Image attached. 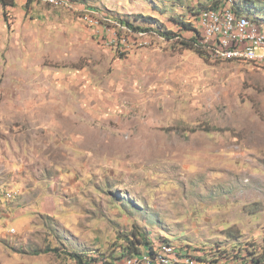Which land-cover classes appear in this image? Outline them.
<instances>
[{
	"label": "rangeland",
	"instance_id": "obj_1",
	"mask_svg": "<svg viewBox=\"0 0 264 264\" xmlns=\"http://www.w3.org/2000/svg\"><path fill=\"white\" fill-rule=\"evenodd\" d=\"M65 1L0 2V188L19 192L0 264L264 251V69L184 47L176 24L214 0Z\"/></svg>",
	"mask_w": 264,
	"mask_h": 264
},
{
	"label": "bare ground",
	"instance_id": "obj_2",
	"mask_svg": "<svg viewBox=\"0 0 264 264\" xmlns=\"http://www.w3.org/2000/svg\"><path fill=\"white\" fill-rule=\"evenodd\" d=\"M233 2V0H219V5L217 8L204 10V12L199 16L198 21V29L200 33L199 40H202L203 38L202 24L207 20L219 15L220 6L222 5L224 7H229L231 17L234 19H238L239 25H251L254 29L257 30V32H260L264 35V26L262 24H259V22L257 21L247 18L245 15L238 14L237 10L235 12L233 9ZM199 40L196 44L197 48L202 52H204L205 50V52L211 58L226 61L233 60L234 58L239 57L237 58V60H243L253 65L259 63V66L264 69V61L257 60V53L242 52L239 54V52H211L210 44L200 43ZM4 191H6V189L4 190L3 188H0V192ZM18 193H11L7 197V202L15 199ZM179 249L175 246V244L171 243L170 241L163 242L159 245L150 246L146 249L141 248L138 254L124 259L125 261L121 263L138 264L142 260L144 263L147 264H199L196 259L203 258L204 260H206V262H204L205 264H264V251H261L258 248L250 247L243 251L241 248H238L237 250L232 249L231 252H229L230 250H218L215 253L203 251L200 252V250H196V253H194L193 251L192 253L191 251L188 252L184 248L183 249L187 252L180 251Z\"/></svg>",
	"mask_w": 264,
	"mask_h": 264
},
{
	"label": "built area",
	"instance_id": "obj_3",
	"mask_svg": "<svg viewBox=\"0 0 264 264\" xmlns=\"http://www.w3.org/2000/svg\"><path fill=\"white\" fill-rule=\"evenodd\" d=\"M56 3L67 4L65 0H56ZM202 27L203 38L199 42L209 43L211 52L257 53V60L264 61V35L257 32L251 25H239L238 19L231 17L229 7L220 6L219 15L204 22ZM11 193L14 192L9 190L0 192V206H3L4 209L7 197ZM2 216V213H0V217ZM14 233L15 230L8 228L7 224L2 223L0 225V234L12 235ZM138 264L147 263L141 260Z\"/></svg>",
	"mask_w": 264,
	"mask_h": 264
},
{
	"label": "trees",
	"instance_id": "obj_4",
	"mask_svg": "<svg viewBox=\"0 0 264 264\" xmlns=\"http://www.w3.org/2000/svg\"><path fill=\"white\" fill-rule=\"evenodd\" d=\"M233 1H234L233 2V9H234V11L236 12V10H237L238 14L245 15L247 18L251 19L250 18V15H251V11L250 10L251 9H255V7H256L255 4H254V1H252V0H233ZM0 2L3 5V7H5V6H13L12 0H0ZM218 5H219V0H214L211 3V6H209L208 8L209 9L217 8ZM205 9L206 8H199V9H197L195 12H193V14L191 15L190 18L193 21H196V19L198 18L199 14L201 13V11H203ZM191 19H189L187 23H184V22L179 21V20L176 21V24L177 25H182L183 30H186V31L188 30V31H190L192 33V36L189 39H187L186 42L185 41L183 42L182 40H180L181 41L180 44H183L184 47H187L188 49H192V50L196 51L197 53H199L201 55H204L203 52H201L200 50H198V48H196L197 47L196 46L197 41L200 38V33H199V29L194 24V22L191 21ZM253 19H255V18H252L251 20H253ZM254 21H258V20H254ZM259 24H261V23L259 22ZM126 27L128 29H130V30H132L134 32H138V33L152 31L151 29H147V28L144 31L141 28H135V27L131 26L130 24H126ZM160 36L163 37V38L165 37V39L169 40V39H171V37H176V34H172L170 32H163L162 34H160ZM178 39H180V38H178ZM129 244L131 246H125V247L121 248L122 251H121L120 254L123 257L125 256L126 258H128V257H131L133 255L138 254L141 248L140 247H136V246H138V244L141 245L142 242L141 241H138L137 244H134L133 242H130ZM147 244H148V242L146 241V242H144L143 246H145ZM147 247H150V246H146V248ZM72 257L75 259V264H94L95 263V260H96V258H88V257H84V256L78 255V254L77 255H73ZM196 260H197V262L199 264H205L204 262H206V260H204L203 258H200V259L198 258Z\"/></svg>",
	"mask_w": 264,
	"mask_h": 264
},
{
	"label": "crops",
	"instance_id": "obj_5",
	"mask_svg": "<svg viewBox=\"0 0 264 264\" xmlns=\"http://www.w3.org/2000/svg\"><path fill=\"white\" fill-rule=\"evenodd\" d=\"M40 205H41V209L38 212L47 213V214H54L57 207L56 202H54L53 198L49 196H44Z\"/></svg>",
	"mask_w": 264,
	"mask_h": 264
}]
</instances>
